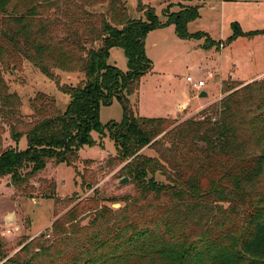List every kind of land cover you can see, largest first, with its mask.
<instances>
[{
    "label": "trees",
    "instance_id": "16d2710c",
    "mask_svg": "<svg viewBox=\"0 0 264 264\" xmlns=\"http://www.w3.org/2000/svg\"><path fill=\"white\" fill-rule=\"evenodd\" d=\"M100 1L108 3L110 20L84 0H0L1 68L22 56L69 97L60 109L39 94L32 118L25 119L0 71V178H8L15 193L65 207L60 215L54 210L49 232L24 240L13 255L1 252L0 240V264H264V76L221 83L222 96L197 117L139 116L128 97L153 69L144 51L147 32L173 24L180 38H197L187 24L198 9L162 25L150 9L145 20H131L124 1ZM231 26L229 39L264 33ZM200 35L210 48V37ZM113 47L122 49L125 71L108 64ZM53 68L78 69L84 79L60 83ZM113 100L121 119L103 124L100 108ZM4 126L14 145L3 143ZM105 127L116 151L108 163L120 166V177L133 187L118 198L119 207L96 193L59 196L51 178L33 181L52 161L72 167L91 188L96 176L86 167L93 161L81 159L80 151L96 145L92 133L104 136Z\"/></svg>",
    "mask_w": 264,
    "mask_h": 264
},
{
    "label": "rangeland",
    "instance_id": "374dc122",
    "mask_svg": "<svg viewBox=\"0 0 264 264\" xmlns=\"http://www.w3.org/2000/svg\"><path fill=\"white\" fill-rule=\"evenodd\" d=\"M122 1L129 19L145 20L152 10L162 25L169 23L176 13L198 8L199 5V2L189 0ZM199 1L204 2L200 7L201 17L197 24L191 23L187 26V31L206 32L213 45L208 48L211 43L200 32L192 33L199 35L197 38H180L173 24L148 31L144 39V51L153 69L140 78L138 91L128 97L135 114L140 110L145 113V117H177L180 120L197 117L198 112L203 109H198L199 102L216 96L219 99L222 96L221 83L229 80L247 82L264 76V33L229 39L233 32L230 23L233 21H237L244 32L264 29V3H253V0H225L222 3L219 0ZM84 3L90 11L102 13L111 19L107 2L84 0ZM257 9L262 11L258 16L254 15ZM107 62L121 71L127 69L126 58L119 47L110 49ZM0 71L8 92L18 96L20 112L25 119L32 118L31 102L39 94L54 98L60 109H64L69 101L67 95L58 91L53 80L22 56L13 57L9 61V67L0 66ZM52 71L58 75L60 83L75 85L84 79V73L78 69L67 71L53 68ZM187 76L193 77L195 81H204L205 85L201 90L208 93L206 99L198 96L199 91L186 81ZM184 101L189 104L178 110V104ZM121 114L120 104L113 100L110 105L101 106L100 121L103 124L110 120L118 122ZM3 128V143L14 145L8 138V126ZM107 128L104 129V136L93 132L96 145L84 146L80 151L81 159L90 158L93 161L86 167L91 168L96 176L91 188L81 184L72 167L52 161L47 163L33 181L38 178H51L55 181L59 196L69 197L76 194L81 199L96 193L111 198V206L117 208L115 205H120L118 198L132 194L133 187L129 180L120 184L119 181L123 178L118 172L120 166L108 163V158L114 156L116 151L113 142L108 138ZM22 138L23 141L20 139L17 144L20 149L25 147L24 137ZM142 153L150 156L155 154L148 148H144ZM75 166L78 171H83L82 160L76 162ZM155 178L160 182L165 181L160 174H156ZM54 210L60 215L65 207L60 203L55 206L52 198H43L36 194L27 197L15 193L8 178L0 179L1 252L13 255L24 240L45 230L49 232L54 220ZM87 219L84 215L81 222L85 223Z\"/></svg>",
    "mask_w": 264,
    "mask_h": 264
},
{
    "label": "crops",
    "instance_id": "0c3cea01",
    "mask_svg": "<svg viewBox=\"0 0 264 264\" xmlns=\"http://www.w3.org/2000/svg\"><path fill=\"white\" fill-rule=\"evenodd\" d=\"M189 1H195V2H199V5H198V14H199V16L195 19V20H192V21H190V22H188V24H187V26H189L191 23H194V24H197L198 23V19H200V17H201V15H200V7H202L203 6V4H204V2H200L199 0H189ZM220 1V3H222V2H224L225 0H219ZM246 1H250V0H246ZM257 2H260V3H264V0H253V3H257ZM254 8V7H253ZM259 13H262V11L261 10H259V9H257L256 10V12H254V15H256V16H258L259 15ZM233 22H236V23H238L237 21H233ZM233 22H231L230 24H232ZM199 25V24H198ZM239 25V24H238ZM170 26H172V25H169V26H167V27H170ZM241 28V27H240ZM242 30V29H241ZM189 32V31H188ZM194 32H201V33H204V34H207L206 32H203V31H201V30H197V31H193V32H189V33H194ZM230 77H232V76H230ZM238 81H243V80H238ZM205 85V84H204ZM201 91V90H200ZM199 91V92H200ZM206 96L203 98V99H206L207 98V96H208V93L206 92ZM216 99H218V96H216V97H214V98H210V99H206V100H204V101H201V102H199V107H198V109L200 108H204L205 106H207V105H209L210 103H212L213 101H215ZM189 103H188V101H184L182 104H178V110L179 109H181V107H184V106H186V105H188ZM143 106V105H142ZM142 106H141V108H142ZM137 115H140V116H144L145 115V113H141V111L139 110V112L137 113ZM147 117V116H146ZM167 118H172V117H167ZM177 117H174L173 119H176ZM23 138H21V141H23L22 140ZM24 141H25V138H24ZM19 143V142H18ZM25 146H26V141H25ZM23 148H25V147H23ZM23 148H21V149H23ZM0 179H2V178H0ZM7 184V183H6Z\"/></svg>",
    "mask_w": 264,
    "mask_h": 264
},
{
    "label": "built area",
    "instance_id": "2783aa9c",
    "mask_svg": "<svg viewBox=\"0 0 264 264\" xmlns=\"http://www.w3.org/2000/svg\"><path fill=\"white\" fill-rule=\"evenodd\" d=\"M186 81L197 91H200L202 87L204 86L203 80H194L193 77L187 76Z\"/></svg>",
    "mask_w": 264,
    "mask_h": 264
},
{
    "label": "water",
    "instance_id": "95a60500",
    "mask_svg": "<svg viewBox=\"0 0 264 264\" xmlns=\"http://www.w3.org/2000/svg\"><path fill=\"white\" fill-rule=\"evenodd\" d=\"M206 95H207L206 92L202 91V90L198 93L199 97H205ZM127 180H128L127 177H123V178L120 179L119 183L122 184V183L126 182ZM115 206L119 207V204H116Z\"/></svg>",
    "mask_w": 264,
    "mask_h": 264
}]
</instances>
